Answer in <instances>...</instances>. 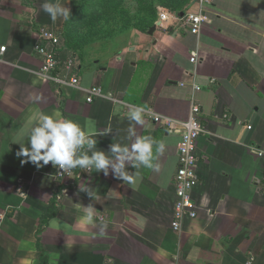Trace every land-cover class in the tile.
Returning <instances> with one entry per match:
<instances>
[{
    "label": "crops",
    "instance_id": "crops-1",
    "mask_svg": "<svg viewBox=\"0 0 264 264\" xmlns=\"http://www.w3.org/2000/svg\"><path fill=\"white\" fill-rule=\"evenodd\" d=\"M75 1L50 0L71 11ZM44 2L0 0V264H264V157L252 151L264 148V0L167 8L202 13L198 36L159 28V11L166 9L159 6L126 48L96 60L76 49L72 32L66 38L69 19L53 21ZM42 28L61 33L62 59L78 58L81 89L41 76L35 47ZM95 86L103 96L88 103ZM192 105L200 107L206 131L196 150L198 215L178 233L172 224L183 128L159 126L147 112L185 122ZM136 106L147 109L144 126L128 119ZM36 112L82 125L91 118L101 133L97 148L105 152L113 143L130 148L133 125L137 135L164 142L158 170L134 169L128 161V183L77 168L66 184L55 179L51 163L21 164L20 145L12 141ZM87 184L95 200L80 191ZM89 204L107 222L102 235L99 222L84 220Z\"/></svg>",
    "mask_w": 264,
    "mask_h": 264
},
{
    "label": "clouds",
    "instance_id": "clouds-1",
    "mask_svg": "<svg viewBox=\"0 0 264 264\" xmlns=\"http://www.w3.org/2000/svg\"><path fill=\"white\" fill-rule=\"evenodd\" d=\"M42 7L53 21L58 17L64 20L71 18V10L67 4L45 0ZM146 112L147 109L144 107H133L127 114L128 119L135 125L144 126ZM128 133L129 136L136 137L130 148L127 145L113 143L108 152H105L97 148L96 137L101 133L91 118L82 125L70 117L56 119L52 115L36 112L28 118L12 142L20 145L16 155L18 158H24L21 159V164L31 163L41 168L51 163L60 176L71 177L72 171L79 168L89 173L102 172L105 176L111 174L114 179L131 183L126 162L132 161L131 167L134 169L142 166L158 170V165L154 161L156 154L163 152L165 144L148 135H137L133 125L129 126ZM25 137L26 144L23 142ZM80 191L86 193L89 198L96 199V189L89 184L80 185ZM84 220L90 225L99 222L101 235L107 227L105 218L96 215L93 204L84 206Z\"/></svg>",
    "mask_w": 264,
    "mask_h": 264
},
{
    "label": "built area",
    "instance_id": "built-area-1",
    "mask_svg": "<svg viewBox=\"0 0 264 264\" xmlns=\"http://www.w3.org/2000/svg\"><path fill=\"white\" fill-rule=\"evenodd\" d=\"M201 5H209L213 0H198ZM206 17L202 13H194L187 11L179 13L167 9H160L158 17V27L169 32L188 31L198 36L205 23ZM63 38L58 32L50 31L42 28L38 32L36 53L40 56L42 65L40 74L46 80L55 83L60 88L72 87L81 89L79 75L74 70L79 69V60L77 57L62 59L60 49L62 48ZM2 52L5 48H2ZM195 63L196 60H193ZM197 91L199 88H195ZM87 102L93 103L97 98L103 96L101 87L95 86L88 91ZM201 109L198 105H192L189 119L185 122H177L171 118L148 111L149 120L164 128H171L180 125L183 128L180 144L178 146L179 165L176 173V202L173 214L172 229L180 233L183 230L184 221L187 218H196L198 215L196 204L193 200V190L199 182L198 167L199 159L197 157V142L199 138L205 134V128L199 120L198 116ZM252 129L251 126L248 127ZM253 153L259 157H264V148L254 146ZM74 170L71 177L55 174V179L59 182L68 184L74 176ZM18 192L20 194L27 193L22 186L19 185Z\"/></svg>",
    "mask_w": 264,
    "mask_h": 264
},
{
    "label": "rangeland",
    "instance_id": "rangeland-1",
    "mask_svg": "<svg viewBox=\"0 0 264 264\" xmlns=\"http://www.w3.org/2000/svg\"><path fill=\"white\" fill-rule=\"evenodd\" d=\"M112 1L116 2V0ZM160 1L123 0L119 7L110 5L107 10L102 9V5H100L99 14L95 17L99 21L98 26L96 24L91 31L85 23L77 25L72 30L69 40L80 53L86 52L95 60L103 56L110 57L127 47L136 30H143L142 23L146 18L152 17L156 8L160 6L178 11L188 7L193 0H179L176 8L166 6ZM94 8V6H90L88 11L90 12ZM102 21L110 22L109 26L107 24L102 26Z\"/></svg>",
    "mask_w": 264,
    "mask_h": 264
},
{
    "label": "trees",
    "instance_id": "trees-1",
    "mask_svg": "<svg viewBox=\"0 0 264 264\" xmlns=\"http://www.w3.org/2000/svg\"><path fill=\"white\" fill-rule=\"evenodd\" d=\"M178 1L179 0H161L160 2L171 8H176ZM122 3L123 0H116V2H113L112 0H89L87 2L85 0H77L73 5V9L71 11V18L68 21V26L66 29L67 35L65 34L66 38L69 36L68 34L69 32H72V30L76 28L77 25H81L83 23H85V25L89 28V30L92 31V29L99 22L96 20L95 17L99 14V9L101 8L100 5H102V9L107 10L108 7H110V5L112 6L117 5V7H119ZM90 6H94L95 8L93 10H90L89 12L88 9ZM105 10H101V11L103 12ZM156 14H157V8L156 10H154V14L152 15V17L146 18L144 23L141 22L144 26L143 30L147 29L152 24ZM109 23L110 22L108 21L106 22L102 21V26L104 24H107L109 26ZM41 264H46V260L43 259Z\"/></svg>",
    "mask_w": 264,
    "mask_h": 264
}]
</instances>
